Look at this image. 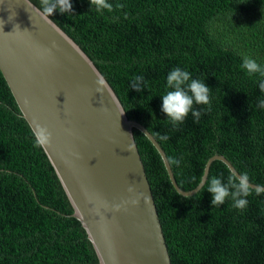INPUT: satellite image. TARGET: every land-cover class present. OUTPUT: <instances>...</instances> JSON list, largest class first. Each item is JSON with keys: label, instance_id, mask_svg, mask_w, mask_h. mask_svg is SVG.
I'll use <instances>...</instances> for the list:
<instances>
[{"label": "trees", "instance_id": "1", "mask_svg": "<svg viewBox=\"0 0 264 264\" xmlns=\"http://www.w3.org/2000/svg\"><path fill=\"white\" fill-rule=\"evenodd\" d=\"M42 10L40 0H31ZM71 0V13L49 16L93 61L131 119L139 120L169 157L177 184L201 182L206 161L221 154L249 181L264 186V0ZM179 67L210 88L199 123L191 112L173 126L162 109L167 74ZM144 77L142 91L131 88ZM172 264H264V194L244 209L211 204L203 185L190 199L174 189L158 149L134 128ZM167 135V140L160 137ZM212 161L204 183L227 181ZM254 189V188H253ZM0 264H95L72 212L15 98L0 75Z\"/></svg>", "mask_w": 264, "mask_h": 264}, {"label": "water", "instance_id": "2", "mask_svg": "<svg viewBox=\"0 0 264 264\" xmlns=\"http://www.w3.org/2000/svg\"><path fill=\"white\" fill-rule=\"evenodd\" d=\"M0 75L32 133L37 122L52 133L51 143L40 149L95 264H172L134 128L158 149L172 185L183 195L209 184L204 181L213 159L240 175L216 154L197 187L182 190L154 136L125 116L93 61L31 0H0ZM130 143L134 152L127 150ZM130 185L147 200L125 203L134 195Z\"/></svg>", "mask_w": 264, "mask_h": 264}, {"label": "clouds", "instance_id": "3", "mask_svg": "<svg viewBox=\"0 0 264 264\" xmlns=\"http://www.w3.org/2000/svg\"><path fill=\"white\" fill-rule=\"evenodd\" d=\"M42 11L51 16L56 9H59L61 13H71L72 3L71 0H40ZM92 8L96 11L113 10V5L108 0H90ZM241 67L246 70L248 74L260 73L264 76V67L257 63L254 58L245 57L241 64ZM96 88L97 92H101L102 88L99 86ZM166 84L169 91L162 96V111L167 114L173 126H179L183 123L185 118L191 112L194 122L199 123L203 110L194 109V104L211 106L210 91L211 88L199 79H193L191 73L187 70H183L179 67L172 69L166 77ZM131 88L138 91H142L144 86V77L135 76L131 82ZM259 88L264 92V80L259 82ZM259 108H264V99L258 103ZM34 144L37 147H43L51 143L52 133L46 125L37 122L34 125ZM161 140H167L168 136L163 135ZM129 152L135 151V145L130 143L127 146ZM169 161L173 166H179L181 161L174 157H169ZM179 186V185H178ZM180 187V186H179ZM207 191L212 194L211 204L215 207L223 205L227 198L231 197L233 201V207L237 209H244L248 200L247 197L255 191L256 195L264 194V186H256L254 189L249 183V176L246 173L238 175L235 171L230 172L227 178V182H224L222 178L213 177L210 179ZM129 193H134L125 203H131L136 205L140 202V198L144 197L147 200V196L144 193H136L134 185L128 187ZM195 194V193H194ZM190 195H185V199H190ZM117 209L120 207L116 205Z\"/></svg>", "mask_w": 264, "mask_h": 264}, {"label": "rangeland", "instance_id": "4", "mask_svg": "<svg viewBox=\"0 0 264 264\" xmlns=\"http://www.w3.org/2000/svg\"><path fill=\"white\" fill-rule=\"evenodd\" d=\"M125 116L128 118V119H130V120H132V121H137V122H139V123H141V124H143L141 121H139V120H136V119H131L127 114H126V112H125ZM133 131H134V129H133ZM166 155V154H165ZM214 155H216V154H213L212 156H210L209 158H208V160L206 161V163H205V166H206V164H207V162L209 161V159L211 158V157H213ZM161 158H162V160H163V163H164V159H163V157H162V155H161ZM214 160H218V159H213L212 161H214ZM212 161L210 162V165H211V163H212ZM170 164V163H169ZM165 166V165H164ZM205 166H204V169H205ZM210 167V166H209ZM165 169H166V167H165ZM167 171V170H166ZM168 174V173H167ZM174 175V174H173ZM169 177V176H168ZM175 178V177H174ZM148 179V178H147ZM170 179V178H169ZM176 180V179H175ZM171 181V180H170ZM149 182V181H148ZM150 185V184H149ZM174 187V186H173ZM181 188V187H180ZM151 189V188H150ZM175 189V188H174ZM182 189V188H181ZM176 190V189H175ZM182 190H184V189H182ZM177 191V190H176ZM152 192V191H151ZM177 193H179L178 191H177ZM196 193V192H195ZM180 195H182V196H185V195H190V196H192L194 193H192V195L191 194H181V193H179ZM153 195V194H152ZM154 198V197H153ZM162 227V226H161Z\"/></svg>", "mask_w": 264, "mask_h": 264}]
</instances>
